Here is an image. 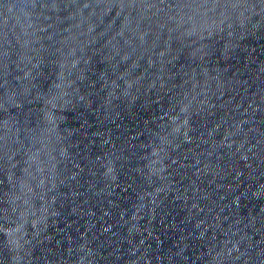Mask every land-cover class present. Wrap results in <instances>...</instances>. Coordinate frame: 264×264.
<instances>
[{
    "label": "water",
    "instance_id": "obj_1",
    "mask_svg": "<svg viewBox=\"0 0 264 264\" xmlns=\"http://www.w3.org/2000/svg\"><path fill=\"white\" fill-rule=\"evenodd\" d=\"M0 264H264V0H0Z\"/></svg>",
    "mask_w": 264,
    "mask_h": 264
}]
</instances>
